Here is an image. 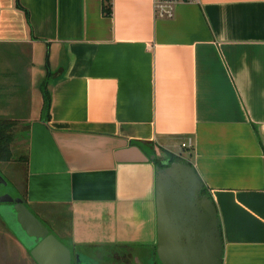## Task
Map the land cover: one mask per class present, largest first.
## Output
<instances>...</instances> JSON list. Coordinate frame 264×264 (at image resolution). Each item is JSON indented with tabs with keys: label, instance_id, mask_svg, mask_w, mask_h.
Masks as SVG:
<instances>
[{
	"label": "crops",
	"instance_id": "crops-1",
	"mask_svg": "<svg viewBox=\"0 0 264 264\" xmlns=\"http://www.w3.org/2000/svg\"><path fill=\"white\" fill-rule=\"evenodd\" d=\"M111 3L0 0V108L25 121L29 208L75 245L153 246L174 155L216 206L222 264H264V0L182 2L172 20ZM0 223V264H26Z\"/></svg>",
	"mask_w": 264,
	"mask_h": 264
},
{
	"label": "water",
	"instance_id": "water-1",
	"mask_svg": "<svg viewBox=\"0 0 264 264\" xmlns=\"http://www.w3.org/2000/svg\"><path fill=\"white\" fill-rule=\"evenodd\" d=\"M163 166L157 167L155 180V260L160 264H222L218 212L212 199L203 195L204 186L195 168L186 161ZM0 185H8L1 174ZM0 203L11 206L5 217H0L36 264H97L74 253L52 234L21 195H2Z\"/></svg>",
	"mask_w": 264,
	"mask_h": 264
},
{
	"label": "rangeland",
	"instance_id": "rangeland-1",
	"mask_svg": "<svg viewBox=\"0 0 264 264\" xmlns=\"http://www.w3.org/2000/svg\"><path fill=\"white\" fill-rule=\"evenodd\" d=\"M9 108L12 107H1L0 118L3 119H17L20 116L15 114H9ZM9 111V112H8ZM25 121H18L17 130L15 132L14 142L12 143V150L14 152V159L10 163H0V174L8 182L7 186L0 185V197L5 194H9L12 197H18L19 195L25 194L26 188V165H25V142L22 137V131L26 130ZM10 205H4L0 203V216H6V210ZM1 216V217H2ZM47 226H53L50 218L42 219ZM67 222V221H66ZM0 225H2L0 223ZM55 232H58V228H54ZM65 231L62 233L59 231V235L64 237L69 234L67 223L63 228ZM90 257H95L99 261L105 259L107 263L114 264H135V255L137 252L128 250L127 248H95L88 251ZM90 258V259H91ZM24 261V260H23ZM23 264V262H22ZM26 264H36L30 255L27 254Z\"/></svg>",
	"mask_w": 264,
	"mask_h": 264
},
{
	"label": "trees",
	"instance_id": "trees-1",
	"mask_svg": "<svg viewBox=\"0 0 264 264\" xmlns=\"http://www.w3.org/2000/svg\"><path fill=\"white\" fill-rule=\"evenodd\" d=\"M111 1L112 0H104V11H103V13L105 16H111L112 15V3H111ZM42 92H43V97H44L43 114H44L45 119L48 121L50 119V109H51V95H50V92L48 89V80L42 85ZM18 121L19 120H17V119L0 118V163H10L14 159V152L12 150V143L14 142V137H15V132L17 130ZM169 157H170V160L168 161L169 164L182 161L181 158L174 156V155H169ZM161 166H163V165H161ZM203 195L209 196L205 187H203ZM21 196L25 198L26 188H25V194L21 195ZM40 220L43 222L42 219H40ZM45 226L48 227L52 234H54L61 242H63L67 247H69L76 254H80V255L90 259V255L88 254V251L90 249L97 248V247H86V246L75 245L74 243H72L70 241V239L68 237H66V235L64 237H61L60 235H58L51 225L47 226L45 224ZM59 226H60L59 229L60 228L62 229L65 227V224L61 225V222H60ZM155 246L156 245L145 246V247H129V248L135 249V250L145 249L147 251H151L150 256L155 258V256H156ZM124 248H126V247H124Z\"/></svg>",
	"mask_w": 264,
	"mask_h": 264
},
{
	"label": "built area",
	"instance_id": "built-area-1",
	"mask_svg": "<svg viewBox=\"0 0 264 264\" xmlns=\"http://www.w3.org/2000/svg\"><path fill=\"white\" fill-rule=\"evenodd\" d=\"M196 0H153L155 18L158 20H172L175 18L177 6L182 2H195ZM184 147L193 148L190 139Z\"/></svg>",
	"mask_w": 264,
	"mask_h": 264
},
{
	"label": "flooded vegetation",
	"instance_id": "flooded-vegetation-1",
	"mask_svg": "<svg viewBox=\"0 0 264 264\" xmlns=\"http://www.w3.org/2000/svg\"><path fill=\"white\" fill-rule=\"evenodd\" d=\"M127 249L132 250L133 252H137V255H135V260H134L135 264H159L157 259L155 260V258L150 256L151 251H147L145 249H139V250H135V249H131V248H127ZM90 260H92L94 263H97V264H111V263H107L105 261V259L102 261H99L98 259H96L93 256ZM112 264H114V263H112Z\"/></svg>",
	"mask_w": 264,
	"mask_h": 264
}]
</instances>
